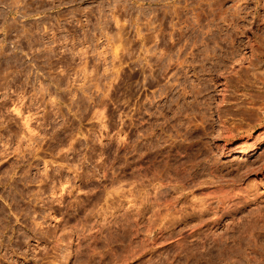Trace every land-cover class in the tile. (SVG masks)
I'll return each instance as SVG.
<instances>
[{"label": "rangeland", "instance_id": "374dc122", "mask_svg": "<svg viewBox=\"0 0 264 264\" xmlns=\"http://www.w3.org/2000/svg\"><path fill=\"white\" fill-rule=\"evenodd\" d=\"M263 26L264 0H0V264H264V105L232 97Z\"/></svg>", "mask_w": 264, "mask_h": 264}, {"label": "bare ground", "instance_id": "6f19581e", "mask_svg": "<svg viewBox=\"0 0 264 264\" xmlns=\"http://www.w3.org/2000/svg\"><path fill=\"white\" fill-rule=\"evenodd\" d=\"M155 1H157V0H155ZM161 1H163V0H161ZM186 4V3H185ZM118 5V4H117ZM172 6V5H171ZM174 7H176L177 8V6H174ZM174 7H173V9H174ZM120 8V7H119ZM165 8V7H164ZM166 8H168L167 6H166ZM175 8V9H176ZM193 8V7H192ZM172 9V8H171ZM173 10L172 12L177 16V14H179L180 12L179 11H177V10H179L178 8L176 9V10ZM194 10V9H193ZM168 11H170V10H168ZM201 10H199V12H200ZM160 12V11H159ZM163 13V12H162ZM170 13V12H169ZM174 15V16H175ZM200 15V14H199ZM199 15H198V13L196 12V15H195V12H194V21L196 22V23H200V19L202 18V16H200L199 17ZM163 16V15H162ZM175 16V17H176ZM178 16H180V15H178ZM159 17V16H158ZM177 18V17H176ZM200 18V19H199ZM178 19H179V17H178ZM160 20H161V17H160ZM115 22H116V24H118V21L117 20H115ZM160 22V21H159ZM184 22V21H183ZM161 23V22H160ZM184 23H186V22H184ZM194 23V22H193ZM192 23V24H193ZM122 25V24H121ZM189 25V24H188ZM194 25V24H193ZM198 25V24H197ZM118 27H120V28H118L119 30V32H118V34H120V36L122 35L121 34V32H123V31H121L122 29H123V27L122 26H118ZM187 28V27H186ZM260 30H261V32H262V36L264 37V26L263 27H261L260 28ZM26 32V31H25ZM102 34V33H101ZM104 35V34H103ZM190 35V34H189ZM116 36H118V35H116ZM120 36H118L120 39H121V37ZM116 38L115 40L118 42L120 39L119 38ZM123 37V36H122ZM87 41V40H86ZM84 42V41H83ZM119 42H121V40L119 41ZM115 43V42H114ZM120 44V43H119ZM118 44V45H119ZM263 44V43H262ZM231 46H232V44H231ZM263 46V45H262ZM119 47V46H118ZM117 47V48H118ZM233 47V46H232ZM50 48V47H49ZM263 51H260L259 53H258V55H257V57H253L248 63H247V66L245 65V67H239V70L236 72H234L235 74V82H232L233 83V85H234V89L235 88H238L239 87V85L241 84L242 85V89L244 90V88H246V86H244L245 85V82L246 83H248L249 85L247 86V87H249V89H251L250 91L252 92L251 94L250 93H243V94H241V95H238V93L236 94V90H235V93L234 92H232L233 93V95H232V97H234V99H236V100H240V102H238V103H240V104H244V102L245 101H250V103H254V102H256V104L257 103H261L262 105H264V58L263 59H261V56H263L264 57V47H260ZM259 48V49H260ZM115 49H116V47H115ZM114 49V53H116V50ZM258 49V48H257ZM50 51H52V48H51V50ZM118 51V50H117ZM234 51V50H233ZM235 51H236V49H235ZM234 51V52H235ZM251 52H255V49L254 48H251ZM231 54H233V52L231 51ZM16 68V67H15ZM5 71V70H4ZM8 71H9V69H8ZM18 72V71H17ZM94 79V78H93ZM92 79V80H93ZM243 80H245V81H243ZM96 85V87H97V83L95 84ZM94 85V86H95ZM227 85V84H226ZM83 87V84H82V86L80 87V88H82ZM85 88V87H84ZM240 88V87H239ZM43 89V88H42ZM233 89V88H232ZM247 90V89H246ZM245 90V91H246ZM42 91V90H41ZM248 91V90H247ZM249 91V92H250ZM84 92H86L85 90H84ZM83 94V93H82ZM82 94L79 96V97H81L82 96ZM82 98V97H81ZM242 98V99H241ZM43 100V99H42ZM43 102V101H42ZM237 104V103H236ZM260 104V105H261ZM239 105V104H238ZM237 106V105H236ZM237 107H239V106H237ZM18 109V108H17ZM16 108H15V110L14 111H16L17 113H18V110H17ZM246 109V108H245ZM255 109H257V108H252V109H250V108H247L246 109V111H247V113H254L253 115H256L258 112H256V110ZM259 109V111H260V108H258ZM262 110V109H261ZM259 114V113H258ZM251 115V114H250ZM249 115V116H250ZM259 115H261L260 117H264V106H263V110H262V112L259 114ZM45 116V115H44ZM252 116V115H251ZM257 117V116H256ZM1 124V123H0ZM24 124L26 125L25 127H26V130H29V127H27V119H25V121H24ZM7 125V124H6ZM19 131V130H18ZM30 132H31V129L29 130ZM29 131H27V133L26 134H28V140L30 141V140H32L33 139V137H30L29 138V135L31 136V134H30V132ZM29 132V133H28ZM22 137V136H21ZM37 147V146H36ZM39 148V147H38ZM22 152V151H21ZM9 171V170H8ZM46 178V177H45ZM61 184V183H60ZM54 191V190H53ZM8 195V194H7ZM12 198V197H11Z\"/></svg>", "mask_w": 264, "mask_h": 264}]
</instances>
